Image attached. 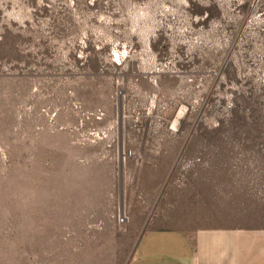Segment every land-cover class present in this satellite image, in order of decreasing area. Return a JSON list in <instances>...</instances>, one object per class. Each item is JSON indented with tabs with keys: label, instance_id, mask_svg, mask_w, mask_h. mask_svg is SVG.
Returning <instances> with one entry per match:
<instances>
[{
	"label": "rangeland",
	"instance_id": "1",
	"mask_svg": "<svg viewBox=\"0 0 264 264\" xmlns=\"http://www.w3.org/2000/svg\"><path fill=\"white\" fill-rule=\"evenodd\" d=\"M218 193L264 221V0H0V264H128Z\"/></svg>",
	"mask_w": 264,
	"mask_h": 264
},
{
	"label": "crops",
	"instance_id": "2",
	"mask_svg": "<svg viewBox=\"0 0 264 264\" xmlns=\"http://www.w3.org/2000/svg\"><path fill=\"white\" fill-rule=\"evenodd\" d=\"M239 197L204 203V224L154 219L128 264H264V221Z\"/></svg>",
	"mask_w": 264,
	"mask_h": 264
}]
</instances>
